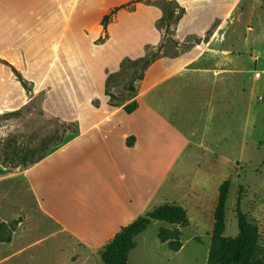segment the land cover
Masks as SVG:
<instances>
[{
	"label": "crops",
	"instance_id": "1",
	"mask_svg": "<svg viewBox=\"0 0 264 264\" xmlns=\"http://www.w3.org/2000/svg\"><path fill=\"white\" fill-rule=\"evenodd\" d=\"M78 1L65 0L66 6H70L66 22L76 14L79 19L76 25L84 29L87 27L84 20L91 16L95 21L88 23V27L105 31L102 18L114 7L90 14L92 0H85L80 6ZM199 1L202 0H150L156 5L155 25L158 23L160 41L153 43L157 53L126 101L115 104L105 88L102 95L75 94L77 106L65 107L61 116L54 117L50 107L52 60L41 76L39 14L30 18L12 12L2 18L0 29L6 27L0 36V165L10 171L0 175V179L2 182L16 179L26 184L36 213L52 225V239L61 242L59 250L69 253L65 256L69 264L94 261L121 228L154 207L167 204L169 198L174 199L176 180L188 177L179 165L182 162H196L189 169L195 184L179 198L176 196L177 203L182 204L187 214L191 208L213 221L221 184V175L217 173L227 161L219 160L220 153L205 146L212 130L209 123H216V118L226 121L228 114L233 118V100L226 99V88L233 79L241 82L237 76L247 70L240 62V54L224 43V28L237 0H218L216 12L199 15L191 27H184L189 12L187 2ZM162 2H172L181 11L174 16V24L168 31L161 24ZM58 15L63 16V10ZM9 27L16 28V32H9ZM192 87L195 91L187 90ZM201 97L209 108V123H204L203 132L192 128L186 132L181 128L185 123L182 111L192 109L193 100L199 102ZM132 104L133 110L127 112L125 108ZM244 109L247 114V106ZM25 116L28 123L32 122L26 128ZM41 116L55 121L52 131H57L59 137L13 170L6 156L15 133H23L25 129L39 133ZM32 143L35 146V140ZM162 227L170 225H159L158 230ZM140 235L135 238L136 246L129 252L128 261L138 247L136 239ZM23 253L19 247L13 254H4L0 264H9L12 255ZM73 257L78 261L73 262Z\"/></svg>",
	"mask_w": 264,
	"mask_h": 264
},
{
	"label": "rangeland",
	"instance_id": "2",
	"mask_svg": "<svg viewBox=\"0 0 264 264\" xmlns=\"http://www.w3.org/2000/svg\"><path fill=\"white\" fill-rule=\"evenodd\" d=\"M83 1L85 0H79L78 6ZM64 2L65 0H0V25L4 22H1L3 16L12 12L22 13L30 18L39 14L41 76L48 70L52 60L50 107L53 117L61 116L65 107L77 106L75 94L102 95L104 88L112 96L111 101L115 104L123 103L134 93L135 82L144 70L135 65L138 61L132 59L143 54L146 55L144 58H149L157 53L152 48L153 43L160 41L158 23L155 25L156 5L150 0H92L93 12L90 14L108 6L114 7L108 13L105 31H97L87 25L95 21L91 16L84 20L87 26L84 29L76 25L79 20L76 14L67 23L70 6H66ZM187 3L189 12L184 24L187 28L191 27L199 15L216 12L215 6L220 4L218 0ZM159 5L163 12L161 24L168 31L174 24V16H179L181 11H177L172 2H162ZM228 5L229 3L226 6ZM60 10H63V16L58 15ZM75 11L79 14L77 8ZM4 27L6 26L0 29V36ZM9 29L11 33L16 32V28ZM224 34V43L234 53L240 54V62H243L244 69L247 70V73L237 76L241 78V82L233 79L226 88V99L233 100V118L228 114L226 121L216 118V123L212 125L207 121L209 108L204 97H201L199 102L193 100L192 109L182 111L185 123L181 124V128L186 132L192 128L200 133L206 127L204 123H209L212 130L206 137L205 146L220 153L219 160L222 158L227 161L217 173L221 175L220 183L224 180L229 182L224 236L237 235L234 210L240 192L241 210L248 221L257 227L258 241L264 246V59L253 60L254 56L264 50V0H237L228 16ZM241 87L244 90L242 94ZM187 90L195 91V87ZM44 94L46 92L41 94V98ZM259 97L262 99L259 100ZM131 106L134 104L129 107ZM244 106H247V114ZM28 122L25 116V128L32 124ZM54 122L41 116L39 133L27 129L23 133H15L13 146L6 156L13 170L17 165L23 164L24 159L34 158L39 152H43L50 140L54 142L59 137L57 131H52ZM32 140H35V146L32 145ZM179 165L183 171H187L188 177L176 180L177 194L174 199L169 198L167 201L169 204L182 206L175 198L177 195L179 198L189 186L195 184L193 172L189 169L197 164L182 162ZM8 171L9 168L3 169L0 165V175ZM2 180L0 179V222L17 224L11 233V239L15 237L14 240L9 244L0 243V260L4 254H13L22 247L24 253L12 255L9 264H69V259L65 258L69 253L67 250H59L61 242L52 239V225L42 221L36 213L26 184L16 179ZM187 217L188 225L179 228L181 247L178 251L170 250L167 243H161L157 238L159 225L165 223L151 222L147 231L136 239L138 247L130 254L129 264H206L213 221L209 222L207 217H202L191 208H188ZM171 228L170 226L169 229ZM39 239V242H35ZM72 261L78 260L73 257ZM86 264L102 262L98 257L94 261L89 259Z\"/></svg>",
	"mask_w": 264,
	"mask_h": 264
},
{
	"label": "trees",
	"instance_id": "3",
	"mask_svg": "<svg viewBox=\"0 0 264 264\" xmlns=\"http://www.w3.org/2000/svg\"><path fill=\"white\" fill-rule=\"evenodd\" d=\"M109 15L102 18L103 29ZM152 60V57L139 60L135 65L143 69ZM134 106L126 107L127 112ZM229 182L224 180L218 187L217 200L213 211V224L211 230L210 246L207 253L206 264H264V246L258 241L257 227L248 221L246 214L240 207V192L235 206V218L237 235L235 237L224 236L225 230V205L228 195ZM153 221H159L170 225L172 228H160L157 238L161 243H167L172 251H178L179 228L188 225L185 209L177 204H162L146 212L131 224L120 231L99 252L102 264H129L128 254L136 246L135 238L144 232ZM17 223L9 225L0 222V243H8L11 233Z\"/></svg>",
	"mask_w": 264,
	"mask_h": 264
},
{
	"label": "built area",
	"instance_id": "4",
	"mask_svg": "<svg viewBox=\"0 0 264 264\" xmlns=\"http://www.w3.org/2000/svg\"><path fill=\"white\" fill-rule=\"evenodd\" d=\"M260 58L264 59V50H263L259 55L254 56V57H253V60H254V61H257V60L260 59ZM258 99L261 100L262 98L259 97Z\"/></svg>",
	"mask_w": 264,
	"mask_h": 264
}]
</instances>
